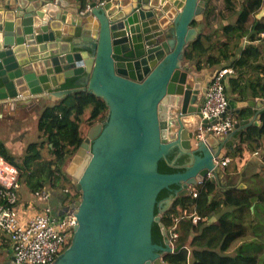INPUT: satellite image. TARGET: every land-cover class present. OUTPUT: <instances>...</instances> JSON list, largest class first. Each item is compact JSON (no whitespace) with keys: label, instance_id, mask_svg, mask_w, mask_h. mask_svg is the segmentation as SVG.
I'll return each mask as SVG.
<instances>
[{"label":"water","instance_id":"1","mask_svg":"<svg viewBox=\"0 0 264 264\" xmlns=\"http://www.w3.org/2000/svg\"><path fill=\"white\" fill-rule=\"evenodd\" d=\"M209 2L0 0V107L20 109L46 93L60 103L77 91L108 107L66 164L81 197L72 205L71 243L50 264H170L163 257L175 250L163 215L192 187L221 186L226 174L215 160L236 151L240 131L259 124L264 101L250 95L229 99V109L242 112L233 130L207 131L216 122L201 112L207 69L185 53L203 32L195 23ZM72 78L76 86L65 88ZM162 160H183L182 170L161 172ZM164 189L172 194L159 200ZM156 222L161 243L153 239Z\"/></svg>","mask_w":264,"mask_h":264},{"label":"trees","instance_id":"2","mask_svg":"<svg viewBox=\"0 0 264 264\" xmlns=\"http://www.w3.org/2000/svg\"><path fill=\"white\" fill-rule=\"evenodd\" d=\"M262 7H264V0H210L205 11V21L208 27L223 20H231L238 14V17H236L237 23L235 26L233 24L224 26L223 30L226 33L227 41L218 39L207 43L211 40L212 35L206 33L199 35L186 50V58L198 60L199 67H202L203 64L211 66L220 64L226 56L224 44L228 45L233 33L244 29L247 20L255 16ZM254 21L255 29L264 31V16L259 19L255 18ZM252 37L255 38L257 35L254 34ZM216 48L219 49L218 53L213 51ZM252 52H264V46L256 48L253 45H248L243 47L237 62L242 63L244 58ZM76 80L77 78L70 79L64 87H75ZM107 116L108 107L102 97L87 91L71 93L62 102L48 105L43 109L38 125L41 139L40 141L31 142L22 162L16 161L2 141H0V154L17 164L20 169V180L26 179L33 192L43 189L47 181H51L53 186L63 190L65 183L71 182L65 171L66 164L80 147L91 126L104 121ZM237 116L241 118L242 114ZM262 130H264V125L257 137L241 134L242 143L236 149V152L240 153L239 158L244 156L240 150L244 149L243 145L246 142L250 146L252 141L256 140L264 146V142L261 140ZM46 148L49 150L50 158L44 157L43 150ZM159 170L161 172H176L178 169L162 160L159 163ZM255 177L260 178L261 175L256 173ZM53 188H50L52 192L54 191ZM168 190L164 189L160 192L159 200L166 197L169 193ZM255 194L256 192L252 186L246 188L234 186L220 195H216L214 183L208 181L204 184L198 198V210L204 214L212 211H222L218 213L217 221L223 233V240L219 251L216 253H209L206 249L204 251L193 249L191 251L192 264H228L229 259L233 261L232 264H242L243 262L240 260L248 256L257 260L256 209H252L251 202V198ZM257 194L258 200L264 202V188L259 189ZM78 195H80V192ZM189 203L191 202L188 196L178 198L163 215L165 224H172L174 216H179L183 207ZM179 226L178 230L181 229L183 233L184 231L190 233L194 228L189 218L182 219ZM251 232L253 236L248 238ZM152 233L155 242L161 243L163 241V234L158 222L154 224ZM185 239L186 236L180 234L175 251L164 255L163 258L167 263L187 264L188 249L184 247ZM8 246V244L3 245V247ZM235 246L237 250L230 255L229 253Z\"/></svg>","mask_w":264,"mask_h":264},{"label":"crops","instance_id":"3","mask_svg":"<svg viewBox=\"0 0 264 264\" xmlns=\"http://www.w3.org/2000/svg\"><path fill=\"white\" fill-rule=\"evenodd\" d=\"M71 5L77 6L81 2L86 4L87 0H67ZM70 18L75 19L73 13H70ZM264 16V7H262L252 18L247 20L246 27L240 29L233 33L232 37L228 41V45L224 44V51L226 56H224L223 61L217 65H207L199 67L198 60L192 59L191 63L196 65L197 69H207L205 82L211 81L215 72L224 67H231L234 69L233 73H229L225 82L227 85V94L230 98H237L240 101L246 100L248 96L252 95L256 100L262 99L264 101V52L257 53L252 52L247 55L242 63L237 62L240 58L241 50L243 47L248 45H253V47L264 46V31L257 30L254 27L255 18H261ZM238 17V14L237 16ZM231 20H223L220 23L208 27L205 21V14L200 16L201 20L195 25L201 26L203 33L212 35L211 40L207 43L214 42L218 39H226V33L223 30L224 26L228 24L237 23V18ZM200 34V35H201ZM256 34L257 37L253 38L252 36ZM230 37V36H229ZM213 51L216 53L219 52V49L216 48ZM46 99H42L37 96L31 104L20 109L11 110L9 107H0V141H2L9 152L14 156L16 161L19 163L22 162L25 154L27 153L28 146L31 142L40 141V131H39V119L43 112V109L54 104V101L51 99V93H46ZM43 100V101H42ZM234 115L241 114L240 110H230ZM252 114V111L250 110ZM239 119H242L239 118ZM264 125V112L259 120V124H253L249 126L246 130L240 131L237 138V142H240L241 145V134L244 135H254L258 136L260 130ZM7 135L3 133V131ZM37 134L38 138L35 139ZM31 139H30V138ZM261 140L264 142V130L261 133ZM252 145V146H251ZM251 145L246 142L243 146L244 149L240 150L244 154L242 158H238L237 168H239L238 175H229L227 172L226 175L221 179V186L215 184L216 195H220L227 189L230 185H238L239 187H248L252 186L256 194L251 198L252 209H256L255 221H256V242L257 247V264H264V202L258 200V191L259 189L264 188V146L260 142L253 140ZM257 153V154H256ZM45 158H50V153L47 148L43 150ZM240 153H238L239 155ZM16 164V163H15ZM17 165V164H16ZM19 168V167H18ZM252 170V171H251ZM244 171V172H243ZM241 172H243V178H241ZM258 173L261 175L260 178L255 177V174ZM21 188L20 195L22 203L28 204L35 201L34 192L30 189L29 183L26 179L20 180ZM45 188H53L51 197V205L55 209V212L60 213L58 209L61 200L63 199L62 189L57 186H53L51 181H47L44 184ZM218 192V193H217ZM37 202V201H35ZM41 204H35V210L41 209ZM28 207V206H27ZM222 212V211H221ZM221 212L212 211L207 214L201 213L203 215V220L197 225V228H193L192 232H181L180 234L186 236L185 245L191 248V251L198 250L204 251L205 249L209 253H216L219 251L220 245L223 240V233L220 230L218 224V217ZM181 214V212H180ZM180 227V226H179ZM7 237L3 236L2 241H0V246L5 248L7 251V256H11V243ZM4 244H8V247H3Z\"/></svg>","mask_w":264,"mask_h":264},{"label":"built area","instance_id":"4","mask_svg":"<svg viewBox=\"0 0 264 264\" xmlns=\"http://www.w3.org/2000/svg\"><path fill=\"white\" fill-rule=\"evenodd\" d=\"M104 4L108 0H95ZM264 36V34H263ZM231 67H224L218 70L213 76L206 92L205 101L201 112L203 119L216 121L207 131L215 135H222L234 129L240 119L231 113L229 109V97L225 78L233 73ZM201 137V135H200ZM240 142L235 143V149ZM257 154V153H256ZM239 155L236 151L231 152L221 160H215L216 164L226 173L234 174L239 172L237 161ZM20 169L12 161L0 154V241L7 237L11 243V256L16 264H50L62 253L71 243L76 227L77 209L72 206L79 199L78 193L73 185H64L63 199L60 204L67 206L64 215L55 212L51 205L52 190L43 188L34 192V200L28 204L22 203L20 195ZM204 188V184L192 187L190 202L183 207L179 216H174V222L166 226L170 229V245L177 247L180 236L178 230L181 220L191 219L194 229L203 220V215L198 210V198ZM40 203L41 209L35 210V204ZM28 206V207H27ZM188 249L187 264H192L191 248ZM174 252V251H172Z\"/></svg>","mask_w":264,"mask_h":264},{"label":"rangeland","instance_id":"5","mask_svg":"<svg viewBox=\"0 0 264 264\" xmlns=\"http://www.w3.org/2000/svg\"><path fill=\"white\" fill-rule=\"evenodd\" d=\"M6 130H4L3 131V133L5 134V135H7V133L5 132ZM30 138V137H29ZM38 138V136H37V134L35 135V139H37ZM31 139V138H30ZM48 150V149H47ZM252 171V170H251ZM239 173L237 172V173H234V174H230V175H238ZM66 185H69L70 183L69 182H66L65 183ZM218 193V192H217ZM221 194V193H220ZM79 197H81V194H80V196ZM188 199H190V196H188ZM253 236V233L251 232L249 235H248V238H251ZM237 249H236V246L235 247H233V249L231 250V252L229 253L230 255H232L235 251H236ZM5 256H7V251H6V249L5 248H2V246H0V258H2V257H5ZM254 259V257H251V256H248L247 258H244V259H241L240 261H242L243 263L242 264H257V260H255ZM233 263V261H231L230 259H229V263L228 264H232Z\"/></svg>","mask_w":264,"mask_h":264},{"label":"flooded vegetation","instance_id":"6","mask_svg":"<svg viewBox=\"0 0 264 264\" xmlns=\"http://www.w3.org/2000/svg\"><path fill=\"white\" fill-rule=\"evenodd\" d=\"M182 163H183V160L177 162L175 165H173L172 167H175L176 169H178L177 171H180L182 170ZM176 171V172H177ZM192 189V188H191ZM169 193L166 195V197H164L163 199L167 198L170 194H172V191L171 190H168ZM80 198V197H79ZM12 258V256H5V257H2L0 258V264H4L6 261L10 260Z\"/></svg>","mask_w":264,"mask_h":264}]
</instances>
